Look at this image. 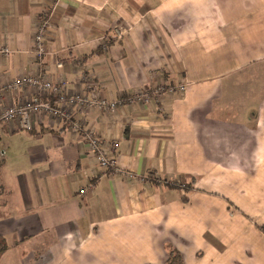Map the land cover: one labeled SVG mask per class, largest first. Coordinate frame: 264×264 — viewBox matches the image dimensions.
<instances>
[{
	"label": "crops",
	"instance_id": "obj_1",
	"mask_svg": "<svg viewBox=\"0 0 264 264\" xmlns=\"http://www.w3.org/2000/svg\"><path fill=\"white\" fill-rule=\"evenodd\" d=\"M0 46V111L40 94L2 90L26 75L117 102L40 96L96 132L106 169L65 120L1 121L0 264H165L170 248L202 264L245 214L264 223V0H0Z\"/></svg>",
	"mask_w": 264,
	"mask_h": 264
},
{
	"label": "built area",
	"instance_id": "obj_2",
	"mask_svg": "<svg viewBox=\"0 0 264 264\" xmlns=\"http://www.w3.org/2000/svg\"><path fill=\"white\" fill-rule=\"evenodd\" d=\"M50 15L47 12H43L40 17V23L37 27V31L35 33V44L36 48L34 50V54L37 58H41L43 54L46 52L45 48V40L47 36L48 29L50 28L51 21ZM115 36L117 38L123 37V32L116 28ZM0 53L9 54L10 50L6 46H0ZM22 84H29L36 86L40 94H35L30 97L22 104H14L8 106L0 111V123L1 121H9L12 119H18L21 127L29 129L31 127V116L33 114H47L58 117L62 120H65L72 129L77 131L84 132V138L87 142V145L91 151V153L95 156L96 161L99 167L106 169L109 167H113L115 165L114 160L109 157L106 149L101 143L99 137L96 132L92 129H85L83 124L78 119H73V116L69 110H67L64 105L62 106H53L48 101H43L41 99V93H51L59 96V99L62 102H68L72 105L78 106H96L99 109L103 110H113L117 106V102L114 100H106L104 98H98L92 96V98H88L82 94H67L65 88L60 85L51 82L49 79L43 78L41 76L36 75H26L21 78H16L11 82L5 84L2 90H10L15 89ZM184 86H179L178 89H183ZM173 91V88L171 89ZM2 95V91H0V98ZM141 97H147L146 92H141ZM140 95L138 96L140 98ZM117 145V144H115ZM81 193L85 192V188L80 190Z\"/></svg>",
	"mask_w": 264,
	"mask_h": 264
},
{
	"label": "rangeland",
	"instance_id": "obj_3",
	"mask_svg": "<svg viewBox=\"0 0 264 264\" xmlns=\"http://www.w3.org/2000/svg\"><path fill=\"white\" fill-rule=\"evenodd\" d=\"M182 186H185L183 188L184 191H188L190 189V186L186 184L185 185L182 184ZM228 208H231L229 209L231 216L234 215L233 213H236V211H240L242 215L245 214L242 208L232 201H229ZM242 218L244 219V223H243L244 228L242 229V232H239V234H237L236 236L230 232L229 237H224V239L229 244H226L225 242L221 243L222 245H225V247H228V245H229V248L231 247L228 253L224 255L217 254V253L210 254L209 247L208 246L206 247L204 244H200L198 248L199 250H198L197 256L199 260H202V264H204L206 260L211 259L209 258V255L212 257V259L211 261L209 260L210 263L208 264H211V263L215 264L217 262L219 264H222L221 261L223 259L226 260L229 257L231 258L230 259L231 264H241L243 262L242 260H246L247 263L259 261L260 264H264V263H261V262H264V223L259 222L256 216H249L245 214V218L243 216ZM207 227L214 229V226L211 223H207ZM232 245L242 246V248H240L239 250V254L236 253L237 249H234ZM206 249H208V251ZM243 249H245V254H243ZM181 258H182V264H183L182 255H181Z\"/></svg>",
	"mask_w": 264,
	"mask_h": 264
},
{
	"label": "trees",
	"instance_id": "obj_4",
	"mask_svg": "<svg viewBox=\"0 0 264 264\" xmlns=\"http://www.w3.org/2000/svg\"><path fill=\"white\" fill-rule=\"evenodd\" d=\"M168 254L169 256L165 264H182L181 254L177 249L170 248Z\"/></svg>",
	"mask_w": 264,
	"mask_h": 264
}]
</instances>
